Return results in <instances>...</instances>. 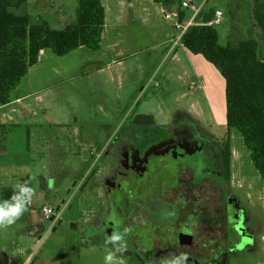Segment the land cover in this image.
I'll use <instances>...</instances> for the list:
<instances>
[{"label": "rangeland", "instance_id": "obj_1", "mask_svg": "<svg viewBox=\"0 0 264 264\" xmlns=\"http://www.w3.org/2000/svg\"><path fill=\"white\" fill-rule=\"evenodd\" d=\"M197 1L208 11L218 6L225 9L224 22L218 26L222 45L253 38L264 60V32L254 17L255 0ZM78 5L79 0H30L16 13L30 15L35 22L45 19L58 32L76 24ZM151 7L157 9L158 26L149 32L156 31L152 35L161 40L156 43L159 46L180 32L174 27L175 15L167 19V10ZM113 9H109L106 33L118 44L129 43L130 39L118 37L129 32L127 21ZM161 30L168 35L161 36ZM141 43L136 47L140 55L132 57V46L111 48L107 41L93 51L74 47L70 37L72 49L63 55L46 47L40 52L39 43L28 41L23 55L26 74L15 88L0 93L7 102L2 112L22 125L0 120V143L17 164L15 175L29 180L35 195L15 224L0 229V264H104L110 250L104 245L105 235L126 227L130 229L123 254L126 264H160L181 252L188 254L187 264H264V178L238 130L231 133L235 161L230 181L224 178L216 147L228 137L225 81L202 56L195 65L196 78L178 71L170 61L158 79L152 78L146 58L149 51L143 52L154 43L152 38ZM112 62L120 64L98 71ZM141 104H153L162 112L151 127L132 126L133 118L126 121L122 116L123 110L136 112ZM149 137L162 139L159 145L192 144L179 148V157L141 167L143 179L128 183L124 175L128 158L131 154L142 158L139 148ZM210 149L213 154L208 157ZM199 150L204 151L206 170L214 177L213 189L203 194L190 189L191 167L180 173L172 168L195 166ZM23 164L29 173L21 170ZM8 173L0 174V184L14 189L18 179ZM114 187L123 189L119 198ZM121 200H128L129 212L121 214L122 222L113 211ZM188 203L202 207V212L193 217L197 211ZM46 206L54 208L58 220L44 217ZM60 213L65 215L63 220ZM73 216L78 217L77 225L71 224ZM192 229L195 240L187 236Z\"/></svg>", "mask_w": 264, "mask_h": 264}, {"label": "trees", "instance_id": "obj_2", "mask_svg": "<svg viewBox=\"0 0 264 264\" xmlns=\"http://www.w3.org/2000/svg\"><path fill=\"white\" fill-rule=\"evenodd\" d=\"M30 0H0V93H8L26 74L28 65L23 55L29 40L39 43V50L52 48L63 55L70 51L69 38L74 47L97 51L101 48L106 22L102 0H79L76 24L63 31H52L49 23L30 15H18L16 11L28 5ZM170 9L179 0H151ZM213 9L205 15L212 16ZM254 17L264 32V0H255ZM180 19L184 14L178 9ZM202 14L200 17L205 16ZM217 27L192 26L182 37V44L194 55H201L212 64L225 80L226 120L228 137L217 142L221 168L225 179L232 177V130H238L251 151L254 166L264 178V60L259 56V46L253 38L237 44L222 45ZM4 97V96H3ZM0 99V105L5 104ZM149 137L142 143V150L160 142ZM159 155L153 157L156 160ZM162 156V155H161ZM14 189L3 190V200L10 198ZM225 230V229H224ZM128 255V254H127Z\"/></svg>", "mask_w": 264, "mask_h": 264}, {"label": "crops", "instance_id": "obj_3", "mask_svg": "<svg viewBox=\"0 0 264 264\" xmlns=\"http://www.w3.org/2000/svg\"><path fill=\"white\" fill-rule=\"evenodd\" d=\"M102 3L105 7L106 22H105L103 35H102L101 45H102L103 41H107L111 48H120L123 45L132 46L133 47L132 50L135 51L133 53L132 57H136V56L140 55L139 51H138L139 49L136 50V47L143 46V44L141 43V40L146 39L147 42H150L151 38H152V41L154 43L152 48H150V50L145 48V51L143 52V53H146L149 51L146 58H148V60H149V63L147 64L148 68L152 69V75H153L152 78L156 77L158 79L162 74L164 65L169 61L172 64V67L178 69V71H180L179 68L182 69V71H184V73L187 76H189L190 74H193L194 78L199 76L198 71H197V67L195 69V65L198 64L199 62H201L200 59L198 58V56L201 57V55H194L189 50H187L185 48V46L182 44V39L180 40V34L170 36L168 38L169 40H167V41H162L161 44L164 45L162 47L161 44L159 46L156 45V43L158 41L159 42L161 41L159 39V37H157V36L155 37L152 35L156 31H154L152 33L149 32V29L155 28L158 26V24L156 23L157 20H156V16H155L157 9L152 8L151 4H153L154 6H160V7H156V8H162L164 10H167L168 14H169V12L172 11V9L168 8L166 5H164L162 3H156V2L151 1V0H146V3H143L140 0H102ZM109 9H111V10L113 9L115 14H120L122 18L126 19L127 26L129 28V32H126V34H124V33H122L121 35L119 34L118 37L121 36L122 38L130 39L129 43L123 42L121 44H118V40L113 41L111 39V35H107L106 28H107V25L109 22ZM206 11H208V10L204 9V12H206ZM131 19H132V21H131ZM217 29L219 30V27H217ZM219 33H220V30H219ZM160 35L166 37L168 35V31L167 30L166 31L161 30ZM220 36H221V34H220ZM220 41H221V37H220ZM134 47H135V49H134ZM41 51H43V50H40V52ZM119 55L122 56V53L119 52ZM112 64H120V63L112 62L111 64L100 68L98 71L103 73L106 70H108ZM145 90H146V88H145ZM145 90L143 88V91H145ZM17 101L20 102L19 99ZM6 105L7 104L0 105V120H2L3 123H5V124H8V121H10L13 126H17V127L21 126L22 122H20L18 119L16 120L14 118H9L6 116L5 113L2 112V110L4 109V106H6ZM152 105L148 106L147 104L146 105L143 104V106H142V104H141V106H140L141 108H138L136 110V112L132 111L131 109L123 110L122 116L123 115H126V117L131 116V118L134 119V117L138 114H145V115L151 116L152 121H153L152 124H155L157 117L161 116L162 112H161V110L154 109ZM140 109H142V110H140ZM180 115H181L180 113H176L177 117ZM178 119L181 120L180 117ZM136 126H140V127H149L150 126L151 127V124L150 125H136ZM152 129H155V130L160 129L161 130L160 127L159 128H152ZM76 135H78V136L81 135V134H79V130H76ZM159 144L160 143H158L157 146H159ZM232 153H233V161H235L233 149H232ZM21 166H20L21 170L25 171L26 173H29V169L26 166H24V164L22 167ZM15 168H17V164L13 162V157L10 156V153L8 151L4 150V146L0 143V174L3 171H5V172L9 171L13 178L18 179V176L15 175V170H14ZM10 174H9V176H10ZM232 175H233V162H232ZM24 181H29V180L18 179L17 184L22 183ZM3 187L4 186H2L0 184V193L3 192L2 189L7 190L6 188H3ZM54 192L58 193L59 190L55 189ZM29 206H31V204ZM61 211H62V209H61ZM60 215H61V213L59 214V216ZM62 217H65V215L62 214L59 217V219L63 220ZM71 219H72L71 224L74 223L77 225L78 217L73 216V217H71ZM55 220H58V214H57V217L55 218Z\"/></svg>", "mask_w": 264, "mask_h": 264}, {"label": "flooded vegetation", "instance_id": "obj_4", "mask_svg": "<svg viewBox=\"0 0 264 264\" xmlns=\"http://www.w3.org/2000/svg\"><path fill=\"white\" fill-rule=\"evenodd\" d=\"M130 118H131V116H128V117H126V115L124 116V119H126V121L129 120ZM130 124L132 125L131 121H130ZM186 142H190V141H186ZM157 144L150 145L149 147L145 148L144 150H142L143 146L141 145L139 148L140 151L139 150L138 151L142 155V158H140V157L137 158L135 155L132 156V154H131V156H129L128 161H127V164H129V165H127L128 166L127 171L124 172V175L127 178L128 183H132V182H135L137 180L139 181L140 179H143L144 172H141V169H140L141 167H151L154 164L161 163L162 160L165 161V160L172 159L173 157H179V155H178L179 154V148H181L183 145L189 146L192 144V142H190V143L177 142V143H174V145L170 144V145H159V146H157ZM206 149H209V148L206 147ZM151 150L153 151V153H151L152 152ZM193 152H196V150H192V153ZM202 153H204V151L202 152V150H199L197 158L194 160V162L196 163L195 166L190 163V164L173 165L175 167H172V168L180 173L185 167H191V169H192L191 181L189 182L191 185L190 189L192 191L199 190L200 193L203 194V192H205L207 189H213L212 180H214V177H212L213 173H209V171L206 170V164H204L206 159L204 160V158L202 157ZM206 154L208 155V157H210V155L213 154V152L211 150V153L206 152ZM218 154H219V152H218ZM156 155H159L158 158L156 160H153V157H155ZM99 156L100 157L98 159V163L103 158L102 152ZM199 156H201L202 162L200 161ZM164 157H166L167 159H165ZM188 158L191 161L192 158L190 155H188ZM168 162H170V161H168ZM221 170H222V168H221ZM98 173L100 175L103 173L102 168L100 171H98ZM222 173L224 175L223 170H222ZM219 176L221 177V175H219ZM224 178H225V175H224ZM176 179H177V177H176ZM112 182L113 181H110L108 183L111 185ZM122 190H123L122 187H114L113 193H116L117 198H119L120 197L119 195H121V194H119V192H122ZM126 203L128 204V200L127 201L121 200L114 205L115 210H113V211H114V216H115L116 220L122 222L121 214H123V215L126 214V216L129 214V212L127 210V204ZM183 203H184V201H183ZM187 205L191 206L192 208H194L198 212V213L197 212L194 213L193 217H197L203 210L202 207L199 208L198 206H195L196 204H193V203H191V204L188 203ZM193 217H191V218H193ZM189 219L190 218H188L189 226L192 227L193 226L191 224L192 222L190 223ZM197 225L198 224L196 223L194 226H197ZM190 232L191 233L188 234L187 236H190V238L192 240L193 239L195 240V238H197V237L194 234V230L192 229ZM180 235H181V233H179V232H178V234H176L177 246L181 242ZM212 240L213 239L209 237V241L212 242ZM193 243H194V241L190 242V244H189L190 248L193 247Z\"/></svg>", "mask_w": 264, "mask_h": 264}, {"label": "clouds", "instance_id": "obj_5", "mask_svg": "<svg viewBox=\"0 0 264 264\" xmlns=\"http://www.w3.org/2000/svg\"><path fill=\"white\" fill-rule=\"evenodd\" d=\"M34 195L35 190L29 181L15 185L10 198L0 200V229L15 224L28 211ZM129 232L130 229L126 227L123 231L113 230L110 235H105L103 242L110 250L104 256V264H126L123 254L127 251L126 237ZM188 259V254L181 252L179 255L170 254L160 264H187Z\"/></svg>", "mask_w": 264, "mask_h": 264}, {"label": "built area", "instance_id": "obj_6", "mask_svg": "<svg viewBox=\"0 0 264 264\" xmlns=\"http://www.w3.org/2000/svg\"><path fill=\"white\" fill-rule=\"evenodd\" d=\"M178 9L185 15L183 19H180L177 13H175V8L166 15L167 19H171L172 15H175L176 22L175 28L180 32V40L187 32V30L192 26H210V27H218L224 22V12L225 9L218 6L214 8L213 15L207 16L202 8V3H198L197 0H179V4L177 5ZM204 14L203 18L200 16ZM43 215L46 219L51 220L57 217V213L55 212L53 207H44Z\"/></svg>", "mask_w": 264, "mask_h": 264}, {"label": "water", "instance_id": "obj_7", "mask_svg": "<svg viewBox=\"0 0 264 264\" xmlns=\"http://www.w3.org/2000/svg\"><path fill=\"white\" fill-rule=\"evenodd\" d=\"M175 13H177L178 6L175 7ZM133 125H150L153 123L152 117L145 114H138L134 117V119L131 122Z\"/></svg>", "mask_w": 264, "mask_h": 264}]
</instances>
